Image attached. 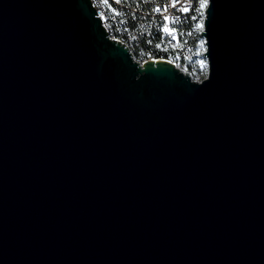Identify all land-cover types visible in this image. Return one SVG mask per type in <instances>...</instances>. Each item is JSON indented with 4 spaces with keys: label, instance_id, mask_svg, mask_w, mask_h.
<instances>
[{
    "label": "water",
    "instance_id": "1",
    "mask_svg": "<svg viewBox=\"0 0 264 264\" xmlns=\"http://www.w3.org/2000/svg\"><path fill=\"white\" fill-rule=\"evenodd\" d=\"M203 23L197 79L92 0H0V264H264V0Z\"/></svg>",
    "mask_w": 264,
    "mask_h": 264
},
{
    "label": "built area",
    "instance_id": "2",
    "mask_svg": "<svg viewBox=\"0 0 264 264\" xmlns=\"http://www.w3.org/2000/svg\"><path fill=\"white\" fill-rule=\"evenodd\" d=\"M193 0H176L173 7V0H161L159 2L137 1L136 4H127L125 1L111 0V7L116 6L117 17L110 18L109 7H96L97 15H101L105 26H107L111 36H117L125 43L137 45L138 60L146 57H165L173 61L176 65L186 69L192 75V71L200 70V60H197V39L191 33V22L195 13L192 9ZM137 4H144V11H137ZM168 6V11L163 12L164 6ZM161 8V12L154 9ZM181 8H187V12H182ZM167 15L172 19L164 21ZM178 17L179 19H175ZM167 25L170 29H175L172 35L166 34L162 29ZM176 38L173 39L172 36Z\"/></svg>",
    "mask_w": 264,
    "mask_h": 264
},
{
    "label": "bare ground",
    "instance_id": "3",
    "mask_svg": "<svg viewBox=\"0 0 264 264\" xmlns=\"http://www.w3.org/2000/svg\"><path fill=\"white\" fill-rule=\"evenodd\" d=\"M93 2H97L99 6H104V7H109V12H110V18H115L117 17V12H116V6L111 7V0H92ZM116 1V0H113ZM120 1H125L128 5L129 4H136V0H120ZM137 1H146V2H159V0L155 1H148V0H137ZM161 1V0H160ZM208 3V0L206 2V5ZM97 5V4H96ZM205 5V7H206ZM205 7L200 8V0H193L192 2V9L193 13H195V19L192 20L191 22V33H194L195 38L197 39V46H198V51L197 53V60H200V67L204 71H208L207 68V59L204 53L205 50V38L202 36L201 31L204 28V23L203 20L205 18ZM200 9L197 11L196 9ZM137 11H144V4H137ZM198 25H203V27H198ZM127 46L129 47V50L131 51L133 56H138L137 55V45L131 43H126Z\"/></svg>",
    "mask_w": 264,
    "mask_h": 264
},
{
    "label": "snow or ice",
    "instance_id": "4",
    "mask_svg": "<svg viewBox=\"0 0 264 264\" xmlns=\"http://www.w3.org/2000/svg\"><path fill=\"white\" fill-rule=\"evenodd\" d=\"M117 3L120 2V0H116ZM207 0H200V8H204L206 5ZM172 6L175 7L176 6V0H173ZM197 11H199L200 9H196ZM154 11L156 12H161V8L157 7L156 9H154ZM168 11V6L165 5L163 8V12H167ZM182 12H187L188 9L187 8H181ZM196 17H193V19H195ZM164 21L167 22L168 20L172 19L171 17L165 15L164 16ZM175 19H179L178 17H176ZM198 27H203V25H198ZM166 34L168 35H172L173 32H175V29H170L169 27H167V25L165 24V26L162 29ZM173 39H175L176 37L173 35L172 36Z\"/></svg>",
    "mask_w": 264,
    "mask_h": 264
},
{
    "label": "rangeland",
    "instance_id": "5",
    "mask_svg": "<svg viewBox=\"0 0 264 264\" xmlns=\"http://www.w3.org/2000/svg\"><path fill=\"white\" fill-rule=\"evenodd\" d=\"M207 74L206 71L202 70V72L200 70H194L192 71V76L194 78L200 79L202 77H204Z\"/></svg>",
    "mask_w": 264,
    "mask_h": 264
},
{
    "label": "trees",
    "instance_id": "6",
    "mask_svg": "<svg viewBox=\"0 0 264 264\" xmlns=\"http://www.w3.org/2000/svg\"><path fill=\"white\" fill-rule=\"evenodd\" d=\"M148 1H150V0H148ZM152 1H155V0H152ZM160 1V0H159ZM95 2V1H94ZM95 4H97L98 6H99V4L97 3V2H95Z\"/></svg>",
    "mask_w": 264,
    "mask_h": 264
}]
</instances>
